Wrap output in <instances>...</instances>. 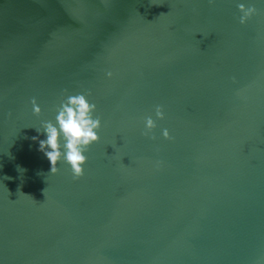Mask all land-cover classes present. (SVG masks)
<instances>
[{
	"label": "water",
	"instance_id": "95a60500",
	"mask_svg": "<svg viewBox=\"0 0 264 264\" xmlns=\"http://www.w3.org/2000/svg\"><path fill=\"white\" fill-rule=\"evenodd\" d=\"M77 93L100 139L53 175ZM0 264H264V3L0 0Z\"/></svg>",
	"mask_w": 264,
	"mask_h": 264
},
{
	"label": "clouds",
	"instance_id": "9594fccd",
	"mask_svg": "<svg viewBox=\"0 0 264 264\" xmlns=\"http://www.w3.org/2000/svg\"><path fill=\"white\" fill-rule=\"evenodd\" d=\"M264 3V0H261ZM236 7L240 13L239 23L241 25L247 22L257 14V8L245 3H237ZM105 75L111 79L112 72H106ZM32 112L35 116L41 115V107L35 98L31 101ZM96 112V105L90 103L88 96L83 93L68 94L61 99L59 106L56 108L55 122L41 121L39 127H35L39 134L43 130L44 139H38L33 136L31 139L37 142V150L49 162V172L56 174L58 172V164L63 162L67 164L73 178H79L83 175L84 165L87 163L85 152L87 149L99 142V130L101 128V120L93 114ZM155 117L163 120L164 111L161 106L155 107ZM156 120L151 116L144 118V132L142 135L155 139L151 133L156 128ZM164 139H171L167 129L161 130ZM160 162H156L159 167Z\"/></svg>",
	"mask_w": 264,
	"mask_h": 264
}]
</instances>
